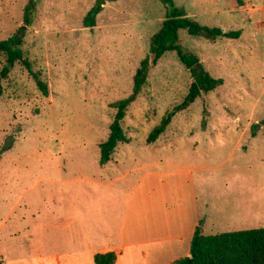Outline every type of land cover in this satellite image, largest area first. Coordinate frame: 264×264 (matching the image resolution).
<instances>
[{"label": "rangeland", "instance_id": "obj_1", "mask_svg": "<svg viewBox=\"0 0 264 264\" xmlns=\"http://www.w3.org/2000/svg\"><path fill=\"white\" fill-rule=\"evenodd\" d=\"M96 1L0 0V42L25 26V9L35 3L21 49L48 89L43 96L20 63L0 80V218H9L0 252L14 248L19 258L13 264H27L31 246L42 234L56 236L59 222L79 219L89 225L108 217L113 239L123 222L130 238L128 232L158 222L162 202L169 221L178 209L169 194L176 186L194 191L200 204L206 200L228 213L238 196L250 195L241 189L245 182L235 195L228 192L225 180L232 181L234 164L240 165L237 175L252 164L264 183V6L248 1V8L239 0L226 5L229 16L217 18L203 14L217 10L221 0H174L200 25L241 32L236 40L215 42L180 32L181 46L223 85L176 113L148 144L149 134L182 104L193 82L176 54L167 53L150 69L121 122L128 143L119 144L101 166L100 145L116 113L112 105L130 96L165 9L158 0L107 2L95 27L85 28L83 19ZM4 66L0 55V73ZM250 137L259 138L253 145L258 151L240 158L237 143L244 151ZM246 220L211 213L203 234L264 228ZM179 246L177 259L185 257L190 242ZM167 253L163 248L162 255ZM6 263L0 255V264Z\"/></svg>", "mask_w": 264, "mask_h": 264}, {"label": "crops", "instance_id": "obj_2", "mask_svg": "<svg viewBox=\"0 0 264 264\" xmlns=\"http://www.w3.org/2000/svg\"><path fill=\"white\" fill-rule=\"evenodd\" d=\"M248 1L253 4L260 3L258 7L264 6V0L256 2L255 0H245V3L247 4ZM232 3H239V0H221V6L217 10L203 14V16L217 18L229 16L230 14H228L229 12H227L225 7L227 4L232 5ZM247 7H250L249 4H247ZM258 141L260 140L257 137H250L247 148L244 151L241 149V142L237 143L238 156L241 158L248 151L249 153L258 151V148L253 147ZM225 163L222 162L218 166L223 167ZM261 166L264 171V164ZM248 167V173L237 175L240 165L234 164L231 167L232 181L225 180L228 192L231 193L233 191V195L237 193V186L240 189L242 182H245V184L241 189L249 191L250 194L248 198L243 199L238 196L236 198L237 201L232 205V210L228 213L225 212L226 210L221 205H218V207L212 206L206 200H203L200 204L194 191H190L191 189L189 188L181 190L176 186L169 189V194L172 205L178 209L176 214L174 213L175 217L169 219V221L166 220L167 206L162 202L159 206L163 213H161V218L156 219L158 222L148 225V228L140 226L137 231L128 232L131 235L130 238L126 237V226L125 222H123L118 230L117 239H113V231L109 227L110 219L108 217H102L99 220L95 219L89 225L80 223L81 220L79 219L74 223L70 221L64 222L62 225L59 222L56 224L58 234L56 236L42 234L41 238L36 240V243L29 249V255L25 261L27 264H94L96 255L113 253L116 257L115 264H172L182 259H177L178 257H175V253L179 249V245L183 244L184 241L189 240L191 242L196 228H200L203 234L211 213L214 216L216 214L228 216L230 220H233V218L250 219L249 221L246 220V224L251 226L264 223V206L262 204L264 202V183L261 184L258 181L257 172L255 173L253 169L255 166L250 164ZM191 171L193 172L194 168ZM262 177L264 179V173H262ZM238 193L241 194V191ZM257 200L260 203L258 202L257 204ZM8 220L9 218L4 220L0 218V245L3 238L1 232ZM201 222L204 223L200 227ZM163 248L168 249L167 254H169V257L162 255ZM8 250L7 253L3 254L0 252V255L4 256L6 264H13L12 259H18L19 257L16 258L13 255L14 248H9ZM189 250L185 253L183 252V256L188 257ZM15 263H21V261H16Z\"/></svg>", "mask_w": 264, "mask_h": 264}, {"label": "trees", "instance_id": "obj_3", "mask_svg": "<svg viewBox=\"0 0 264 264\" xmlns=\"http://www.w3.org/2000/svg\"><path fill=\"white\" fill-rule=\"evenodd\" d=\"M118 0H97L83 19L85 28H93L96 18L102 12L105 3H114ZM165 9V18L160 29L149 42V53L139 63L132 80V91L129 97L112 105L116 110L110 134L106 142L100 145L101 166L106 165L119 144L128 143V139L121 128L128 107L135 102L141 90L147 83L149 71L167 53H175L180 63L187 69L193 82L182 104L165 116L161 123L155 127L147 138V143L157 141L166 130L173 116L189 108L202 94L215 91L223 85L220 79L212 78L203 68L199 59L186 51L180 44V32L185 31L191 37L203 38L215 42L219 39L236 40L241 32H223L220 28H210L200 25L189 18L184 9L175 5L174 0H158ZM35 3L25 9V26L6 41L0 42V55L5 59V66L0 73V80L6 79L15 64L20 63L33 78L37 88L48 95V89L37 73H33L30 63L23 58L22 45L26 27L31 25ZM116 257L113 253L96 255L94 264H115ZM172 264H264V228L215 235H203L200 228H196L190 242L189 256L179 259Z\"/></svg>", "mask_w": 264, "mask_h": 264}]
</instances>
